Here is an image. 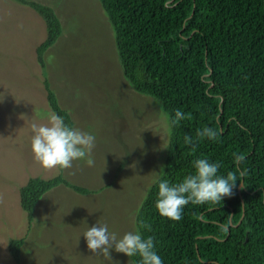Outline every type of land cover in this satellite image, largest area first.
I'll list each match as a JSON object with an SVG mask.
<instances>
[{"label":"trees","instance_id":"trees-1","mask_svg":"<svg viewBox=\"0 0 264 264\" xmlns=\"http://www.w3.org/2000/svg\"><path fill=\"white\" fill-rule=\"evenodd\" d=\"M13 1L32 8L46 24V40L37 48V60L45 68L44 54L62 35L61 21L48 5ZM100 3L131 87L155 98L169 117L178 108L186 113L185 120L171 127L160 179L179 182L194 171L195 159L207 157L221 164V175L234 172L238 181L222 204L190 203L183 219L174 222L156 210L159 179L136 215L137 229L154 237L164 264H264V0ZM43 84L51 110L75 125L47 78ZM205 126L221 130L219 140H199L197 132ZM185 135L196 141L194 152L184 144ZM237 155L244 157L239 166ZM59 185L91 193L62 174L30 178L20 189L29 223L43 195ZM141 222L151 230L141 228ZM23 242L9 243L17 264ZM131 261L137 264L138 258Z\"/></svg>","mask_w":264,"mask_h":264},{"label":"rangeland","instance_id":"rangeland-1","mask_svg":"<svg viewBox=\"0 0 264 264\" xmlns=\"http://www.w3.org/2000/svg\"><path fill=\"white\" fill-rule=\"evenodd\" d=\"M30 1L52 7L63 32L42 68L37 48L46 40L44 20L26 5L0 0V264H17L11 239H24L19 264H107L82 234L99 220L118 236L137 230L136 215L165 170L169 116L125 78L100 0ZM46 78L74 126L96 135L94 166L77 161L61 172L34 159L31 122L47 123L52 112ZM59 174L91 193L59 185L43 195L29 223L21 187ZM111 257L132 264L122 253Z\"/></svg>","mask_w":264,"mask_h":264},{"label":"clouds","instance_id":"clouds-1","mask_svg":"<svg viewBox=\"0 0 264 264\" xmlns=\"http://www.w3.org/2000/svg\"><path fill=\"white\" fill-rule=\"evenodd\" d=\"M186 113L182 109L174 110L169 117L172 128L185 120ZM221 130L205 126L197 132L199 140L217 141ZM96 135L77 126L67 123L64 116L55 111L49 113L47 123L31 122L30 146L34 159L46 169H72L74 162L84 161L89 167L94 166L93 151L96 146ZM183 142L196 150V141L185 135ZM244 160L241 155L235 156V164L239 166ZM194 171L182 180L172 183L167 179L158 181L156 210L159 215L177 222L183 219L187 205L222 204L226 197H231L237 184L236 174L229 172L220 174L221 164L207 157H200L193 161ZM163 169H161L162 171ZM161 173V172H160ZM87 224V223H86ZM140 227L150 231V226L141 222ZM225 230L227 226L225 225ZM87 248L98 254L107 264H119L113 261L111 252L122 253L129 258H138L137 264H164V260L157 251L153 236H145L139 229L125 232L118 236L109 230L107 223L87 226L82 234Z\"/></svg>","mask_w":264,"mask_h":264}]
</instances>
